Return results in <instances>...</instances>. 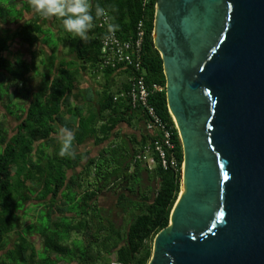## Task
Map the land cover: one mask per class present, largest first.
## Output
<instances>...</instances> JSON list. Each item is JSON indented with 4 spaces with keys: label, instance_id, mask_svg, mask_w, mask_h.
<instances>
[{
    "label": "trees",
    "instance_id": "1",
    "mask_svg": "<svg viewBox=\"0 0 264 264\" xmlns=\"http://www.w3.org/2000/svg\"><path fill=\"white\" fill-rule=\"evenodd\" d=\"M157 1L89 0L94 27L88 33L89 39L82 42L64 31L62 19L51 17L60 23L59 35H63L56 39L50 18L37 14L32 0H0V106L16 125L11 131L8 118L0 114V264H149L154 240L169 226L179 199L181 169L175 172L158 165L149 170L136 161L142 148L155 138L149 132L140 134L143 147L139 150L111 145L97 157L79 152L77 147L90 139L97 142L100 123L108 124L102 129L107 137L120 120L137 110L129 106L127 99L115 101L112 96L100 112L92 106H72V93L77 87L72 71L75 66H57L56 51L59 44L69 42L85 65L83 70L89 66L97 76L101 38L108 28L99 26L104 14L108 15L109 25L117 26L115 31L122 40L133 38L138 23L143 22L146 81L149 86L164 88L150 102L174 127L163 61L153 41ZM97 6L104 9L100 17H96ZM27 11H31L32 18L24 21ZM8 23L9 30L2 29L1 25ZM17 40L30 50L42 44L50 49L53 44L51 54L42 52L44 72L35 91L26 90L25 85L26 78L39 71L36 62L21 57L6 59L11 43ZM115 71L105 70L101 76ZM106 112L109 117L104 116ZM57 127L72 132L74 158L58 155L61 144L54 137ZM174 130L182 164V144ZM108 195L116 198L115 203L102 206V198Z\"/></svg>",
    "mask_w": 264,
    "mask_h": 264
},
{
    "label": "water",
    "instance_id": "2",
    "mask_svg": "<svg viewBox=\"0 0 264 264\" xmlns=\"http://www.w3.org/2000/svg\"><path fill=\"white\" fill-rule=\"evenodd\" d=\"M181 193L149 264H264V0H158Z\"/></svg>",
    "mask_w": 264,
    "mask_h": 264
},
{
    "label": "crops",
    "instance_id": "3",
    "mask_svg": "<svg viewBox=\"0 0 264 264\" xmlns=\"http://www.w3.org/2000/svg\"><path fill=\"white\" fill-rule=\"evenodd\" d=\"M21 9L22 5L19 10ZM31 18V11H27L24 14V21L30 20ZM55 23L58 25L60 24L58 21L50 18L49 26H54ZM1 27L2 29L9 30L11 26L8 23L5 25L2 24ZM15 29L16 28L13 30ZM59 30L60 28L57 29L56 27L54 29L56 39H58V36H60V38L63 37L62 34L59 35ZM51 46H53V44H51ZM51 46L50 49L52 50ZM50 49L48 46L42 44L41 46L30 50L28 45L21 40L11 43V49L6 53V59L12 61L15 58L21 57L24 61H35L39 67L38 73H32L26 78V90L33 89L35 91L39 87L41 83V75L44 72V67L41 65L44 62L42 52L51 54ZM34 54L36 55L35 58L32 57ZM56 56L58 58L57 66L59 64H62L65 68L70 64H74L75 66V69L72 71L75 77L74 82L77 84V87L73 91V98L71 99L72 106L74 107L89 108L92 106L100 112V107L106 105V100L109 96L119 99L128 89L131 77V73L128 69H119L110 75H102L100 77L95 76L91 71V67L87 66V69L83 70L82 67H85V65L73 53L72 45L69 42H62L59 44ZM90 100L93 101L92 104H89ZM0 114L8 118V128L12 131L16 126L13 117L10 116L3 106H0ZM104 116L109 117V112H106ZM124 118L125 119L123 120L118 119L120 120L118 125L114 128L113 132L107 135V137L102 133V129L108 124L106 122L100 123L97 126V130H101L98 134L97 142H100L99 140H103L104 138H107V140L99 145L95 139H90L84 145L77 147L79 148V152H89L91 157H97L104 147L111 145L113 147L126 145L127 147H130V149L135 148L136 150L143 147V143L141 142L142 139L139 138L140 134L147 133L146 118L143 116V113L136 111L131 113V115H126ZM61 129L62 128L57 127V132L54 135V137L59 140V143L60 137L58 136V133H60Z\"/></svg>",
    "mask_w": 264,
    "mask_h": 264
},
{
    "label": "built area",
    "instance_id": "4",
    "mask_svg": "<svg viewBox=\"0 0 264 264\" xmlns=\"http://www.w3.org/2000/svg\"><path fill=\"white\" fill-rule=\"evenodd\" d=\"M108 15L104 14L99 26H108L105 35L101 38V62L96 71L99 77L105 70L128 69L131 72L129 89L121 96L128 100L133 110L141 111L146 118V130L155 134V138L147 144L136 156V161L142 162L146 168L152 170L160 165L164 170H173L183 173L184 163L178 158V147L175 142V130L157 113L150 99L153 95L163 92L160 85L149 86L143 69L142 48L146 30L143 22H139L136 34L129 40H122L116 31H109ZM117 101V99H115ZM174 121V120H173ZM178 132V130H177ZM113 264H118L113 262Z\"/></svg>",
    "mask_w": 264,
    "mask_h": 264
},
{
    "label": "clouds",
    "instance_id": "5",
    "mask_svg": "<svg viewBox=\"0 0 264 264\" xmlns=\"http://www.w3.org/2000/svg\"><path fill=\"white\" fill-rule=\"evenodd\" d=\"M32 8L42 18L62 19L64 31L78 37L80 41L84 42L89 39L88 33L94 27L89 0H32ZM103 14L104 9L97 6L96 17ZM116 27L109 25V31L115 30ZM58 136L61 144L58 155L74 158L75 154L71 151L74 140L72 132L68 129H61Z\"/></svg>",
    "mask_w": 264,
    "mask_h": 264
},
{
    "label": "rangeland",
    "instance_id": "6",
    "mask_svg": "<svg viewBox=\"0 0 264 264\" xmlns=\"http://www.w3.org/2000/svg\"><path fill=\"white\" fill-rule=\"evenodd\" d=\"M53 27H54V29H55V27L57 29H59V25L56 23L54 24ZM115 200H116V198L114 196L108 195V196L102 198L101 205L106 206V207H110L115 203ZM112 260H115V259L113 258Z\"/></svg>",
    "mask_w": 264,
    "mask_h": 264
},
{
    "label": "bare ground",
    "instance_id": "7",
    "mask_svg": "<svg viewBox=\"0 0 264 264\" xmlns=\"http://www.w3.org/2000/svg\"><path fill=\"white\" fill-rule=\"evenodd\" d=\"M182 184H183V181H182Z\"/></svg>",
    "mask_w": 264,
    "mask_h": 264
}]
</instances>
